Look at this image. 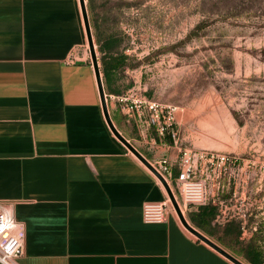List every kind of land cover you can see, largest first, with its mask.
<instances>
[{"label":"crops","instance_id":"crops-1","mask_svg":"<svg viewBox=\"0 0 264 264\" xmlns=\"http://www.w3.org/2000/svg\"><path fill=\"white\" fill-rule=\"evenodd\" d=\"M86 41L79 0H0V208L24 225L19 263L234 264L173 211L142 219L166 191L106 123ZM109 114L147 159L177 169L174 143Z\"/></svg>","mask_w":264,"mask_h":264},{"label":"rangeland","instance_id":"rangeland-1","mask_svg":"<svg viewBox=\"0 0 264 264\" xmlns=\"http://www.w3.org/2000/svg\"><path fill=\"white\" fill-rule=\"evenodd\" d=\"M85 3L101 76L98 37L117 35L118 51L126 55L125 65L112 75L111 88L118 93L104 87L108 109L121 110L118 95L124 93L176 105L178 155L187 147L250 157V190L240 206L250 211V227L241 237L262 240L264 0H92L91 8ZM85 48L91 63L87 41ZM130 126L137 130L135 123ZM150 133L157 141L155 130ZM170 187L177 195L173 181ZM237 201L231 203L237 206ZM236 206L230 204L228 211ZM187 210L183 214L193 225ZM224 221L215 217L211 224ZM193 226L243 263L253 264L246 244L233 239L224 244ZM258 246L264 249L263 243Z\"/></svg>","mask_w":264,"mask_h":264},{"label":"built area","instance_id":"built-area-1","mask_svg":"<svg viewBox=\"0 0 264 264\" xmlns=\"http://www.w3.org/2000/svg\"><path fill=\"white\" fill-rule=\"evenodd\" d=\"M118 99L123 110L137 117L142 132L154 129L161 140L168 136L173 143L177 142L176 105L142 98L134 93L118 95ZM148 160L169 185L174 182L175 198L182 213L199 204L212 202L217 206V219H237L241 222V236L250 227L247 224L250 211L240 209L250 190V157L183 147L179 149L176 173L173 172L174 162L165 154ZM232 201H237L239 207ZM230 204L235 205L236 210L228 211ZM171 211L176 214L166 194L161 200L143 202L142 219L145 222H161ZM24 237V225L8 217L0 208V264H20Z\"/></svg>","mask_w":264,"mask_h":264},{"label":"trees","instance_id":"trees-1","mask_svg":"<svg viewBox=\"0 0 264 264\" xmlns=\"http://www.w3.org/2000/svg\"><path fill=\"white\" fill-rule=\"evenodd\" d=\"M91 1L88 0V4L91 8ZM98 48L102 52L101 57V72H102V82L105 84V88L110 93H118V90L111 88L113 81V72L125 65L126 55L118 51L120 39L115 34H110L106 37H98ZM166 142L171 143V140L164 138ZM125 149V147H123ZM177 172V169L174 173ZM188 218L193 225L203 230L204 232L217 236L216 238L224 243L229 244L230 239L238 241L241 244H246V257L253 264H260L261 259H263L264 249L260 248L259 244H264V237L260 238L248 237L246 240L241 237V222L237 219H228L222 224H218L216 227L211 224L217 214V206L212 202H206L199 204L194 208L187 210ZM250 218L248 219V221ZM239 221V222H238ZM240 227V230L239 228ZM259 241H262L260 243Z\"/></svg>","mask_w":264,"mask_h":264},{"label":"water","instance_id":"water-1","mask_svg":"<svg viewBox=\"0 0 264 264\" xmlns=\"http://www.w3.org/2000/svg\"><path fill=\"white\" fill-rule=\"evenodd\" d=\"M79 4H80L83 23H84V28H85L88 47H89V52H90V56H91V64L93 66V70H94V74H95V80H96L97 89H98V93H99L101 108H102V112H103L104 118L106 120V123L108 124L111 132L130 152H132L158 178V180L163 185V187H164V189H165V191H166V193H167V195L171 201V204H172V206L176 212V215L178 216L182 225L188 231H190L193 235H195L201 241L205 242L206 244H208L209 246L214 248L220 254H222L223 256L228 258L234 264H245L240 259L235 257L233 254L228 252L226 249L221 247L219 244H217L215 241H213L208 236H206L204 233H202L201 231L196 229L193 225H191L187 221L186 217L184 216V214L182 213V211L179 208V205H178L177 200H176V198L172 192L170 185L165 180V178L150 164L149 160L140 151H138L136 149V147L115 126V124L112 121L111 116L109 114V110H108V105H107V101H106V93L104 91L102 76L100 73V68L98 65V60H97V56H96V52H95V48H94V42H93V38H92V32H91V28H90V22H89V18H88L85 0H79Z\"/></svg>","mask_w":264,"mask_h":264}]
</instances>
